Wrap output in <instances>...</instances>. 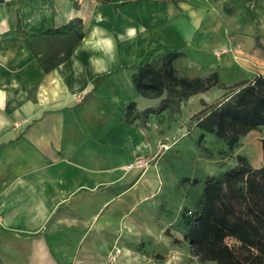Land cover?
<instances>
[{"label":"crops","instance_id":"1","mask_svg":"<svg viewBox=\"0 0 264 264\" xmlns=\"http://www.w3.org/2000/svg\"><path fill=\"white\" fill-rule=\"evenodd\" d=\"M170 51L189 78L264 77V0H0V264H183L158 157L214 86L144 113L132 74Z\"/></svg>","mask_w":264,"mask_h":264},{"label":"trees","instance_id":"2","mask_svg":"<svg viewBox=\"0 0 264 264\" xmlns=\"http://www.w3.org/2000/svg\"><path fill=\"white\" fill-rule=\"evenodd\" d=\"M72 27L70 22L51 31L66 33ZM180 56L182 52L170 51L136 66L132 74L135 90L145 97L159 98L158 105L144 109V113L177 112L191 95L217 86L225 93L213 103L201 101L203 107L192 115L201 137L211 133L232 151L242 135L264 129V77L229 85L220 82L215 72L208 78H189L178 74L174 65V59ZM136 110L134 101L127 103V122L133 120ZM261 143L260 167L254 168L246 156L237 155L236 165L222 174L207 176L193 207L181 210L183 238L201 261L264 264V139ZM227 239L238 246L228 244Z\"/></svg>","mask_w":264,"mask_h":264},{"label":"rangeland","instance_id":"3","mask_svg":"<svg viewBox=\"0 0 264 264\" xmlns=\"http://www.w3.org/2000/svg\"><path fill=\"white\" fill-rule=\"evenodd\" d=\"M219 90H222V88L214 86L212 91L207 93L206 98L208 101L213 102L216 100V91ZM188 103L187 106H184L183 114L186 110L197 105L192 100ZM158 118L159 124L167 120L163 116H158ZM195 121V118L191 115L183 121L182 124H185L187 129L185 134L174 131L171 135V141L174 145L170 150L160 149L158 157L162 175L165 176L161 195L163 203L162 216L166 220H172L175 224L178 221L179 209L181 211L183 207H193L196 197L201 192L203 180L209 175L222 174L225 170L236 165L237 155H246L250 164L254 167L263 164L260 140L251 139L259 129L256 128V130L242 135L238 145L231 151L224 141L217 139L211 133H206L201 137V131L195 127ZM226 242L235 246L239 244L233 239H227ZM183 249L187 251V253H183V264H217L215 261H201L192 258L186 243H183ZM187 254H189L188 257H185Z\"/></svg>","mask_w":264,"mask_h":264},{"label":"built area","instance_id":"4","mask_svg":"<svg viewBox=\"0 0 264 264\" xmlns=\"http://www.w3.org/2000/svg\"><path fill=\"white\" fill-rule=\"evenodd\" d=\"M144 163H147V162H146L145 160H141V159H138L137 162H136V164H139V165H140V164L142 165V164H144ZM131 165H132V164H130L129 166H131ZM112 259H113V257H112Z\"/></svg>","mask_w":264,"mask_h":264}]
</instances>
